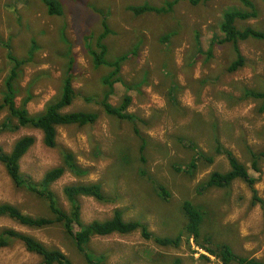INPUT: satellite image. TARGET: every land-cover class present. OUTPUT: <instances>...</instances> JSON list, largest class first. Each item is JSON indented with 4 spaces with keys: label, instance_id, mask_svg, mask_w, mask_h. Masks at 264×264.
Instances as JSON below:
<instances>
[{
    "label": "rangeland",
    "instance_id": "1",
    "mask_svg": "<svg viewBox=\"0 0 264 264\" xmlns=\"http://www.w3.org/2000/svg\"><path fill=\"white\" fill-rule=\"evenodd\" d=\"M53 1L60 5L61 14H46L41 0H0V90L12 66L8 44L21 60L32 54L15 80L20 86L17 105L30 95L29 113L42 111L60 95L63 74L70 65L75 97L65 111L93 112L97 119L86 125L57 126L55 147L45 146L41 131L35 128L1 131L0 146L6 152L21 136L35 139L20 160L22 174L38 182L45 171L61 164L62 149L71 150L86 173L76 176L65 171L49 186L65 212L71 210L65 186L99 183L107 201L77 196L83 223L105 220L118 209L124 220L139 221L155 235L180 236L177 246H160L144 239L139 230L93 236L86 250L102 264H172L176 259L178 264H221L185 234V201L203 212L199 243L208 247L226 243L237 256L264 263V159H257L258 171L251 166V152H264V110L259 112L261 101L246 94L264 87V40L239 41L245 64L235 71L227 70L235 59L232 45L219 42L224 36L219 28L223 13L247 8L239 0H177L167 13L135 15L128 7L160 6L171 0ZM252 2L256 16L238 20L236 26L264 31V0ZM102 18L112 29L103 40L107 61L127 54L115 75L118 79H109L113 84L109 102L118 106L125 95L130 96L126 110L132 114L130 120L108 115L100 104L84 99L102 97L108 88L104 80L114 68L93 67L87 51L88 37L91 48L98 51L95 41L102 31ZM165 36H169L166 43L161 41ZM6 115L7 110L0 111V122ZM216 144L246 165L255 178V195L240 179L227 188L197 190L209 173L228 169L225 154H215ZM197 151L213 161L197 160L192 174L175 170L176 165L186 168ZM160 185L168 192L165 200L159 196ZM5 202L30 216H51L46 201L16 187L0 163V203ZM2 228L33 235L60 249L74 264H87L59 223L34 228L0 216ZM209 238L211 245L205 243ZM39 260L18 240L0 248V264Z\"/></svg>",
    "mask_w": 264,
    "mask_h": 264
},
{
    "label": "trees",
    "instance_id": "2",
    "mask_svg": "<svg viewBox=\"0 0 264 264\" xmlns=\"http://www.w3.org/2000/svg\"><path fill=\"white\" fill-rule=\"evenodd\" d=\"M246 10H229L225 11L222 15L219 28L223 33V38L219 40L220 43L228 42L232 45L235 52V59L232 60L227 67L228 71H235L241 68L244 63V57L239 50V41H244L249 38L258 40H264V31L256 30L250 27L245 29H238L236 21L252 19L256 16L254 10V4L252 0H239ZM46 8V14H61L62 10L60 5L55 3L53 0H41ZM177 0H171L165 2L160 6L152 5H141V6H130L128 7L135 15L143 12H155V13H167L171 10ZM192 3H196L197 0H190ZM102 31L97 35L95 46L98 51L91 48L89 37L86 38L87 51L91 55L92 66L108 65L114 68L109 72L104 80L108 88L103 93L102 97L94 99L93 97H85L86 102L95 101L100 104L104 112L108 115L115 116L118 119L130 120L132 114L127 112V107L131 102V98L125 95L122 98L121 103L118 106H114L109 102V97L113 92V84L109 81L111 79L115 82L118 76H115L120 68L121 63L127 58V54L117 56L114 61H107V47L103 40L106 36L112 32L109 27L107 20L102 18L101 20ZM61 33V32H60ZM59 33V36H60ZM172 35V33L170 34ZM169 35V36H170ZM169 36H165L161 39L162 42H168ZM1 40V38H0ZM165 42V43H166ZM34 46L36 43L31 41ZM212 43V41H211ZM7 58L12 62V66L9 69L8 75L3 79L2 88L0 90V111L7 110V115L0 122L1 131H15L19 127H31L41 131L43 144L47 147L56 146V127L59 125H86L91 124L97 119V114L93 112L84 111H65L67 107L72 104L75 97V91L72 86V67L67 66L64 71L60 95L52 101H48L45 108L39 113L31 114L26 108V103L30 100V95L24 97L21 100V104L17 105L15 98L17 96L18 88L20 86L16 84V78L19 72L22 70V66L27 60L31 58L32 54H29L25 60L16 57L11 50L9 45L6 44ZM202 50L198 48L197 53H201ZM130 55V53H128ZM247 96L249 98L258 99L261 101L258 110L262 112L264 110V87L262 90H247ZM64 109V110H63ZM134 134L139 136L137 127H132ZM35 142V139L31 135H24L19 137L12 145L10 151L6 152L0 146V163L4 166L7 175L12 180L16 187L27 189L29 192L38 195L43 198L48 206L51 216H39L34 217L24 213L19 207L5 202L0 203V216H6L15 221L34 228H41L47 225L59 223L63 226L64 231L71 237L75 247L79 253L82 254L87 264H102L96 260L90 253L87 252L86 246L93 236H105L110 234H129L139 230L141 236L144 239H152L156 244L160 246H177L180 242V236L177 235L174 238L169 236H158L153 234L145 224L139 221H127L122 217L120 210H114L112 216L105 220H93L88 223H83L80 219V207L77 201V196H90L97 200L107 201L101 191L99 183L89 184H72L64 187V193L67 200L71 204V210L65 212L60 208L56 202L55 194L49 189V186L56 181L65 171H69L72 174L78 176L77 173H86V169H83L77 163L74 154L71 150L62 149L61 157L62 161L60 165L54 166L49 170L45 171L43 176L38 182H35L29 176H24L20 170V160L23 155L28 151L30 146ZM144 142L140 146V151L143 149ZM192 149H197V145L194 143L189 144ZM215 154H225L228 161V169L225 171H212L207 177L198 184L197 190L199 192L209 188H227L236 179L243 180L253 192L256 194L253 185L255 178L249 175L247 167L243 164L238 157L233 154L231 150L225 149L220 144H216ZM197 157L192 159L186 166L181 169L177 165L175 166L176 171L183 170L187 174H192L196 168V161L204 159L206 162H212L213 157L208 156L203 151H197ZM262 157L264 159V152H251L252 169L258 171L257 159ZM141 160L143 157L141 156ZM159 196L162 199H166L168 192L161 185L158 187ZM183 210L186 215V224L184 226L185 234L195 239L197 245L202 248L208 254L218 258L221 264H264L259 260L248 258L245 256H237L233 253L231 247L226 243L212 244L211 238L205 243L212 244L213 247L202 245L198 239L200 236V227L203 222V212L201 209L189 201H185L183 204ZM74 226L77 227L74 230ZM20 241L25 249L32 252L40 257V260L36 264H74L60 249L55 247H49L45 245L41 240L35 236L21 231H17L13 228H2L0 229V248L9 246L13 241ZM206 240V239H205ZM204 256V255H201ZM179 259H176L172 264H178Z\"/></svg>",
    "mask_w": 264,
    "mask_h": 264
}]
</instances>
